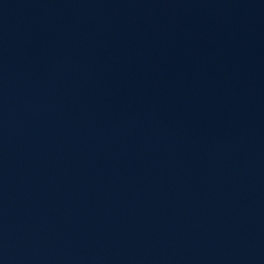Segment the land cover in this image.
Returning <instances> with one entry per match:
<instances>
[{"label": "water", "instance_id": "obj_1", "mask_svg": "<svg viewBox=\"0 0 264 264\" xmlns=\"http://www.w3.org/2000/svg\"><path fill=\"white\" fill-rule=\"evenodd\" d=\"M0 264H264V0H0Z\"/></svg>", "mask_w": 264, "mask_h": 264}]
</instances>
